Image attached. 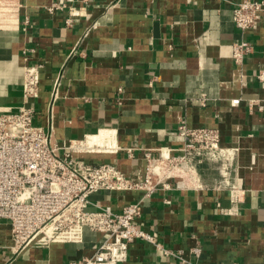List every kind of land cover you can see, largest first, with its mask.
Masks as SVG:
<instances>
[{
  "label": "crops",
  "instance_id": "1",
  "mask_svg": "<svg viewBox=\"0 0 264 264\" xmlns=\"http://www.w3.org/2000/svg\"><path fill=\"white\" fill-rule=\"evenodd\" d=\"M238 1L14 0L12 12H0V110L27 104L28 49L29 62L42 64L36 125L60 144L106 131L134 152L79 157L143 175L144 150L177 148L182 119L191 128L218 129L222 146L237 150L233 179L246 190L242 203L231 202L226 186L215 188L221 175L214 165H200L201 188L160 191L143 201L141 227L163 250L136 240L121 264H264V81L257 77L264 72V13L242 33L233 22ZM241 38L253 51L236 64L233 45ZM143 196L98 191L91 200L121 211ZM232 207L236 214L221 212ZM101 239L85 229L81 242L30 246L16 256L10 226L0 222V264H69L92 254Z\"/></svg>",
  "mask_w": 264,
  "mask_h": 264
},
{
  "label": "built area",
  "instance_id": "2",
  "mask_svg": "<svg viewBox=\"0 0 264 264\" xmlns=\"http://www.w3.org/2000/svg\"><path fill=\"white\" fill-rule=\"evenodd\" d=\"M14 7V0H0V12H12ZM71 12L73 18L80 13ZM263 13L264 0H240L233 9V22L245 33L259 24ZM73 18L68 20L69 24ZM252 51L253 44L245 38L235 41V63L242 64ZM30 52L28 49L23 52L26 61L23 97L27 104L0 110V222L10 226L13 255L30 246L81 242L85 229L101 234V242L92 254L71 260L69 264H121L127 260L129 245L136 240L150 242L163 250L156 236L141 227L143 201L160 191L201 188L199 166L204 163L214 165L220 172L221 179L215 188L220 190L226 186L233 204L243 202L246 190L233 179L237 150L222 146L221 133L216 128H191L182 119L177 130L181 144L177 148L145 149L146 168L140 176H130L114 163H97L79 157L101 153L84 143L87 138L68 144L53 140L50 132L35 124L33 101L39 96L42 64L30 63ZM257 77L264 81V72ZM58 86L59 80L54 98ZM238 103L239 100L233 101ZM105 147L103 153L125 150L129 157H134L132 148L121 149L117 145L115 134ZM98 191H140L144 196L115 211L111 206L92 202L91 196ZM221 212L236 214L238 208H221ZM75 227L81 229L77 236L57 237ZM201 250L196 246L192 251L198 256ZM165 252L183 258L182 251Z\"/></svg>",
  "mask_w": 264,
  "mask_h": 264
},
{
  "label": "bare ground",
  "instance_id": "3",
  "mask_svg": "<svg viewBox=\"0 0 264 264\" xmlns=\"http://www.w3.org/2000/svg\"><path fill=\"white\" fill-rule=\"evenodd\" d=\"M105 136L103 135V133L101 134V135H99V136H95L94 135V137H88L86 140H85V144L87 145V146H90V147H95L96 149H98V150H102L100 147H102L103 148V146L105 145V144H107L108 143V141H109V138L112 136V134L111 133H109V132H106L105 131ZM250 157H251V155H250ZM249 157V158H250ZM239 161V160H238ZM244 165V164H243ZM237 167V166H236ZM241 167V166H240ZM239 173V172H238ZM242 173V172H241ZM239 176V175H238ZM80 232H81V229H80V227H75L71 232H67V233H63V234H61V235H57V237L58 238H66V237H70V236H77L78 234H80Z\"/></svg>",
  "mask_w": 264,
  "mask_h": 264
},
{
  "label": "rangeland",
  "instance_id": "4",
  "mask_svg": "<svg viewBox=\"0 0 264 264\" xmlns=\"http://www.w3.org/2000/svg\"><path fill=\"white\" fill-rule=\"evenodd\" d=\"M106 146V144L103 146V149H102V147H100L102 150H101V153H99L98 155H102V154H104L102 151L103 150H105L107 147H105Z\"/></svg>",
  "mask_w": 264,
  "mask_h": 264
}]
</instances>
